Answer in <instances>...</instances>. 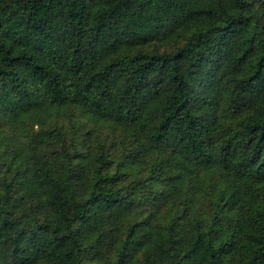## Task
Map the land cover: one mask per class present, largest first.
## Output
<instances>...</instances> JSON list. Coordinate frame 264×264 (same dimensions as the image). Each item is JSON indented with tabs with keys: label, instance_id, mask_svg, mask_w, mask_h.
I'll return each mask as SVG.
<instances>
[{
	"label": "trees",
	"instance_id": "16d2710c",
	"mask_svg": "<svg viewBox=\"0 0 264 264\" xmlns=\"http://www.w3.org/2000/svg\"><path fill=\"white\" fill-rule=\"evenodd\" d=\"M0 264H264V0H0Z\"/></svg>",
	"mask_w": 264,
	"mask_h": 264
},
{
	"label": "rangeland",
	"instance_id": "374dc122",
	"mask_svg": "<svg viewBox=\"0 0 264 264\" xmlns=\"http://www.w3.org/2000/svg\"><path fill=\"white\" fill-rule=\"evenodd\" d=\"M117 149H118V151H117ZM112 151H113V153H115V154H119L123 149H122V147H117L116 149H111ZM110 150V151H111Z\"/></svg>",
	"mask_w": 264,
	"mask_h": 264
}]
</instances>
